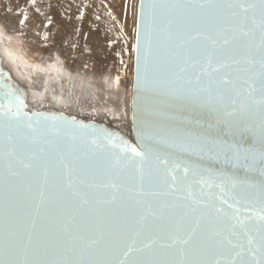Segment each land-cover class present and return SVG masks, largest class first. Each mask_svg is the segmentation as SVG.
I'll return each mask as SVG.
<instances>
[{"label":"water","instance_id":"95a60500","mask_svg":"<svg viewBox=\"0 0 264 264\" xmlns=\"http://www.w3.org/2000/svg\"><path fill=\"white\" fill-rule=\"evenodd\" d=\"M262 25V0H138L129 135L38 109L0 45V260L264 264Z\"/></svg>","mask_w":264,"mask_h":264},{"label":"bare ground","instance_id":"6f19581e","mask_svg":"<svg viewBox=\"0 0 264 264\" xmlns=\"http://www.w3.org/2000/svg\"><path fill=\"white\" fill-rule=\"evenodd\" d=\"M0 1L13 11L0 15L1 54L36 98L44 95L37 108L60 110L129 135L138 0ZM25 15L28 32L18 41V24ZM45 44L55 48L54 59L38 58L45 53L38 47ZM69 60L78 64L76 72ZM114 76L120 81L117 93L105 90L103 82L108 78L107 84L114 86ZM47 79L53 83L50 88L45 87Z\"/></svg>","mask_w":264,"mask_h":264},{"label":"snow or ice","instance_id":"6c2138e0","mask_svg":"<svg viewBox=\"0 0 264 264\" xmlns=\"http://www.w3.org/2000/svg\"><path fill=\"white\" fill-rule=\"evenodd\" d=\"M262 3H264V0H262ZM26 19H27V16L25 15L24 16V19H22L20 21V23L23 24L24 23V20H26ZM262 29H264V25H262ZM134 49H135V46H134ZM262 68H264V64H262ZM8 111H11V109H9ZM6 114L7 113H5V115ZM13 115L16 116V117H19L21 115V113L19 112V110H17V112H15ZM51 119L55 120L56 117H52ZM71 123L74 124L75 121H72ZM80 127L81 128H86L88 126L87 125H80ZM93 143H95V141H93ZM109 143H112V142L109 141ZM125 150L130 151L134 156H137V157L143 158L144 155H145L144 153L138 151L136 148H127ZM259 220L260 221H264V215L259 216ZM194 232H195V230H193V234H194ZM191 239H192V234L188 235L185 238H181L179 236H176L175 238H173L171 240V244L164 245V246L172 247V246L177 245V244L182 245V246H185V245H188L189 244V242L191 241ZM30 240H31V237H29V242H30ZM98 243H99L98 240H92L91 241V244H98ZM155 243H156V241L155 240H152L148 244H145L144 247L145 248H150ZM251 243H252V240L250 239L249 240V244H251ZM261 248H262V250H264V224L261 225ZM133 250L134 249L132 247H129L128 248V251L124 253L125 257H127L128 254L131 253ZM25 251H26V249H25ZM0 264H37V262L28 261L26 259L23 260V261H4V260H0ZM63 264H68V262L67 261H64ZM120 264H125V262L124 261H120ZM133 264H135V262H133ZM152 264H159V262H152ZM181 264H184V262H181ZM216 264H220V262L217 261ZM232 264H235V261H233Z\"/></svg>","mask_w":264,"mask_h":264},{"label":"rangeland","instance_id":"374dc122","mask_svg":"<svg viewBox=\"0 0 264 264\" xmlns=\"http://www.w3.org/2000/svg\"><path fill=\"white\" fill-rule=\"evenodd\" d=\"M13 11H11V10H9L8 8H7V6L5 5V3L3 2V1H0V15H7L8 13L10 14V13H12ZM11 16H13V14L11 15ZM22 20V19H21ZM20 20V21H21ZM0 25H1V17H0ZM18 29H19V31H20V33H19V37H18V41H23V39L25 38V36H26V34H27V32H28V29H27V24H26V21L24 20V23L23 24H21L20 22H19V24H18ZM9 43H11L12 44V42L9 40ZM45 46V47H44ZM49 46V47H48ZM52 45H47V44H45V45H40L39 47H38V49L40 50V51H42V52H45L43 55H40V56H38V58H46V57H48V58H52V59H54L55 57H56V55H55V48L53 47ZM47 50H46V49ZM46 50V51H45ZM44 56V57H43ZM22 58L23 59H25V60H27L23 55H22ZM28 61V60H27ZM44 61V60H43ZM29 62V61H28ZM47 62V61H46ZM69 62V66H70V69H73L75 72L77 71V69H78V64H76V63H74V61H72V60H69L68 61ZM81 62V61H80ZM31 63V62H30ZM65 76H68V77H70V75H68V73H63ZM117 75V74H116ZM105 76V73L104 72H100V77H104ZM115 77V81H116V83L114 84V86L113 85H108L107 83H109L108 82V78H104L103 80V82H104V84H105V90H109V91H111V92H113V93H117V91H118V89H119V85H120V81H119V78L117 77V76H114Z\"/></svg>","mask_w":264,"mask_h":264}]
</instances>
